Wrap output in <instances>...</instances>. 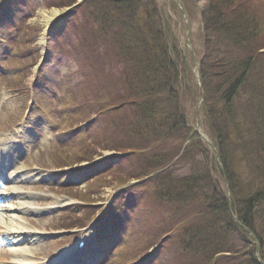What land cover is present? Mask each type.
Segmentation results:
<instances>
[{
	"label": "trees",
	"instance_id": "16d2710c",
	"mask_svg": "<svg viewBox=\"0 0 264 264\" xmlns=\"http://www.w3.org/2000/svg\"><path fill=\"white\" fill-rule=\"evenodd\" d=\"M243 1L208 0L205 43L210 36L214 41L205 46L201 73L206 114L219 132L216 140L232 191L235 194L242 188L248 193L240 197L238 215L258 236L264 259V0L241 4ZM154 5L144 0H84L78 6L82 21L74 23V29L84 31L83 42L75 33L73 40L78 44H69L86 67L88 88L76 92L70 104L79 115L96 110L109 124L115 120L114 130L108 125L111 133L102 135L104 140L113 134L118 138L121 131L116 123H126L125 132L139 151L124 174L115 172L110 179L100 178L91 193L99 191L103 183L123 184L160 170L186 140L190 143L182 160L200 146L208 156L205 144L185 123L184 57L177 39L157 26ZM246 68L253 69L247 73ZM241 96L249 108H262L255 132L247 128L248 116L241 114ZM255 99L259 105L253 103ZM140 148L151 152H141ZM84 152L79 153L83 159L93 157V153ZM206 166L191 168L183 177L168 169L152 178L157 196L165 200L175 222L185 227L180 232L179 256L198 258L194 264H260L248 233L230 216L218 181L214 177L202 179L200 172ZM247 166L262 177L252 188L237 174L239 167Z\"/></svg>",
	"mask_w": 264,
	"mask_h": 264
},
{
	"label": "rangeland",
	"instance_id": "374dc122",
	"mask_svg": "<svg viewBox=\"0 0 264 264\" xmlns=\"http://www.w3.org/2000/svg\"><path fill=\"white\" fill-rule=\"evenodd\" d=\"M18 0L19 5L15 8L18 9L21 5V8L26 11V13L29 14V21L32 24H36L40 26V30L37 32L40 33V36L38 37V40L36 41L38 48L36 53V61L38 62L41 58V50L43 42V32L45 24L42 22L41 16L39 15L40 9H47V3L44 0H29V6H26L24 1L25 0ZM48 1V0H47ZM50 1V0H49ZM161 4L165 7V9H168V2L169 0H159ZM245 1L241 2V4H246ZM202 3H199V7H201ZM172 13L170 15L169 21L172 25V27L179 33L181 40H185V29L183 27L182 19L180 18L179 14L176 10L171 9ZM21 22L24 21V16L22 14V17L20 16ZM27 19V18H26ZM27 19V20H28ZM12 23H15V20H12ZM193 27L190 34L193 46L197 52V56L200 58L202 53V47L201 46V18L200 13L199 16L196 19V16L193 18ZM214 38L210 36L206 43L204 45H211L213 44ZM198 58V59H199ZM197 59V60H198ZM0 60H7L6 56L1 55ZM196 60V63H192L190 55L188 56V64H191L192 71L189 75L188 80L185 79V82H183L182 89H184L185 86L187 88L184 89L183 97L184 100H187L188 105V117L192 119V114L197 112L198 110V100L200 99V95L202 92L199 89L198 85V78H197V64L198 61ZM0 65L5 68V72L9 74H13V66L11 64H8V61L2 62L0 61ZM36 67V66H35ZM36 69V68H34ZM40 70L43 71L44 78L46 79L45 83L48 84V87H60L59 83L64 80V78L61 77V71L62 72H69L70 78H76V66L71 60H63V57L58 52V50H54L51 53L50 58L47 59L44 63L41 64ZM194 73V74H193ZM31 76L27 81L30 83V80L33 79ZM1 87H3L0 83V104H2V108L0 110V130L1 132H8L10 129L11 124L18 123L21 121V118L25 112V110L28 107L29 104V94L20 95L18 92H16L13 89L6 88L5 90L1 91ZM189 87H191L192 92H194V96H191V92L189 91ZM40 90L47 91L45 85H41L39 87ZM52 93H56L54 90H51ZM202 96V95H201ZM207 99V97H205ZM190 103V104H189ZM206 113V112H205ZM29 116H26V120L28 122V125L24 127V130H27L28 137H26V141L24 138H21L20 141L23 142L25 149L21 148L19 154L22 155V158L20 159V162H23L24 160L26 163H31L32 167L26 166L25 168L29 170L30 174L35 175V179L33 181L25 180L24 182H20L19 185L23 187L26 190H32L40 194L42 197L38 198L36 200V203L42 207L47 208V210H44L45 212L39 213V214H33L30 215L29 219L33 220V226L34 227H47L48 230L46 232L49 235L43 236L39 241V246L42 247V250L45 251V255L48 254H56L59 250V247L65 239H67L69 236H71L70 239L73 237V233L64 231L62 229V226L65 224V220L68 217V213L70 211H76V203L75 200H68V197H66V194H73L74 190L71 189V184H74V186H84L85 180L83 176L81 175H73L71 178V183H66L67 179H61L59 177L54 168V158L56 155L57 145L64 141V138L61 134V132L58 130L59 126L55 124L54 122L50 121L46 113L39 109H32L28 111ZM202 115V111L200 113ZM201 118H203L201 116ZM195 120V117H194ZM205 123L209 125L211 128L212 122L207 118L204 120ZM192 123V124H193ZM10 125V126H9ZM21 137H25L22 135ZM31 147V148H29ZM203 149V148H202ZM30 152V155H27L26 153ZM44 175L45 177H42L40 175ZM46 175H48L46 177ZM66 176V175H65ZM114 188L112 187H105L102 188V192L98 194L97 204L98 206H104L107 205V202L111 200L112 197L115 195ZM66 200V202H62L61 204L58 203L59 200ZM58 204V205H57ZM241 207V205H240ZM73 209V210H72ZM262 207L260 208V211H262ZM125 214L132 218L133 215L130 212H125ZM0 218L3 220V213H0ZM139 225V224H138ZM259 227V225L257 224ZM54 228H58L60 231L53 230ZM62 231V232H61ZM56 233L55 235H53ZM51 240H63L62 242L59 241H49ZM69 239V240H70ZM121 239H117L115 241V244H117V249L119 248L118 245L120 243ZM11 245L7 249H4V251L9 250L12 248ZM109 247H113V244H110ZM40 248V247H39ZM175 254V252H173ZM44 255V256H45ZM1 257V256H0ZM49 259V257H47ZM91 260L92 262H88V260ZM45 260V258L43 259ZM83 261V260H82ZM96 261V263H94ZM112 261L111 252L108 250H104L101 252H98L96 250L95 254L91 257H87V260H84L83 262L86 264H109V262ZM113 264V263H111Z\"/></svg>",
	"mask_w": 264,
	"mask_h": 264
},
{
	"label": "bare ground",
	"instance_id": "6f19581e",
	"mask_svg": "<svg viewBox=\"0 0 264 264\" xmlns=\"http://www.w3.org/2000/svg\"><path fill=\"white\" fill-rule=\"evenodd\" d=\"M59 10L56 8L43 9L39 12L42 22L46 25L53 20ZM12 154V144H8V140L0 139V159L4 157L2 162L3 177L2 181L5 182L6 187L3 192H0L2 200H8V204L4 205L5 216L3 224L8 230L7 235L10 237L15 235L17 242L29 244V249L25 250L23 245L20 248H15L11 252L12 259L18 260L15 264H42L34 251L35 246L40 238L39 234L35 232L26 216L28 214L39 213L42 209L36 205V199L40 197L36 192H28L22 190L18 186L20 180H31L33 175H28V170H24V165L17 163L14 159L18 158L12 155L13 159L8 156V152ZM11 158V160H10ZM1 161V160H0ZM8 162L9 165H6ZM5 163V164H4ZM2 226H0L1 228ZM69 255L64 258L60 257L54 264H78L70 263L68 261ZM44 264V263H43Z\"/></svg>",
	"mask_w": 264,
	"mask_h": 264
}]
</instances>
